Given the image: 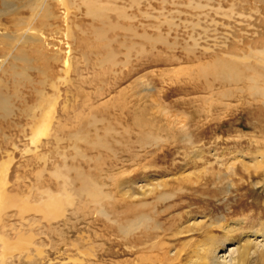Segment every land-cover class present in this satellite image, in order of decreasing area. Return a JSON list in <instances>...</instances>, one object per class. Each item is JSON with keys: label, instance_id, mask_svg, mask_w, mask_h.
I'll return each mask as SVG.
<instances>
[{"label": "rangeland", "instance_id": "rangeland-1", "mask_svg": "<svg viewBox=\"0 0 264 264\" xmlns=\"http://www.w3.org/2000/svg\"><path fill=\"white\" fill-rule=\"evenodd\" d=\"M85 1L0 0V173L36 171L34 155L47 152L52 176L79 166L119 213L117 223L91 213L86 225L65 211L64 246L42 235V249L121 252L129 175L166 184L147 198L159 224L205 222L218 238L232 234L225 247L264 234V162L247 167L264 154V0H101V18ZM228 67L243 81L225 77ZM58 119L67 127L56 143ZM82 130L112 148L76 140ZM18 230L15 249H34V229Z\"/></svg>", "mask_w": 264, "mask_h": 264}, {"label": "bare ground", "instance_id": "bare-ground-1", "mask_svg": "<svg viewBox=\"0 0 264 264\" xmlns=\"http://www.w3.org/2000/svg\"><path fill=\"white\" fill-rule=\"evenodd\" d=\"M85 2L92 14L102 17L101 3L103 1L86 0ZM106 3L109 4V1L106 0ZM248 69L252 70L253 67L248 66ZM222 72L225 77H234V81H243L245 78L241 72L239 74L231 67L223 69ZM56 121L55 129H50L49 136L57 143L62 139L60 136L64 135L67 126L66 120ZM85 133L89 135L87 130L77 133L76 140L101 149L110 150L112 148L109 143H101L100 140L99 143L96 141L93 144L84 138ZM47 145L49 151L52 152L51 141ZM75 151L80 156L83 155L79 153V149L76 148ZM47 155V152L34 155V161L36 165L38 164L35 165L38 168L36 171L31 169L24 175H20L21 172L17 170L12 173H0V264H184L186 260L189 264H246L253 255H256L254 264H264V238L263 242L256 241L257 238L263 237L264 234L261 232H251L238 247H225L232 234L224 231L218 238L214 231L203 228L205 222L188 220L182 224L184 228H181L175 217L173 221H168L164 225L156 222V219L154 221L145 211L147 209L155 211L153 202L155 203L156 200L148 202L147 198L153 196L155 190L162 189L166 184L154 183L151 186H138L136 179L130 178V175L124 182L127 187L128 203L124 213L125 224L121 227L124 230L125 243L121 252L120 249H95L98 245L93 243L90 244V249H42L45 246L44 241L41 240L42 237L40 238L42 235L46 239L51 235L58 236L59 246L62 244L63 237L66 236L63 229L65 225L72 222L71 218L75 223L82 220L88 225L91 222V213L102 215L112 223H117L119 215L115 211L110 213L104 208L107 204L109 205L107 196L103 194H106L104 188L96 183L91 178L92 176L85 175L79 166L70 168L66 164L61 165L59 170L54 172L55 176H52L46 166ZM263 162L264 154L261 153L254 164L251 163L247 167L256 170L263 166ZM183 172L179 174L181 181L186 177ZM31 176L34 178L32 183ZM144 178L151 179L152 177ZM25 179L29 184L25 182ZM52 180L55 181L52 182ZM112 180L115 181V178L112 177ZM77 184L78 187H75ZM51 186L55 189L52 190ZM22 188L29 190V193L25 196L17 194ZM177 207L176 204L172 206V208ZM10 210L17 211L13 213ZM167 210L164 209L163 213ZM65 211L73 217L70 218ZM82 214L84 216L81 218ZM159 214H156V218ZM240 223L242 221H237L234 225ZM18 229H27V231L34 229L31 234L34 240L30 236L31 241L29 242L34 249H15V244L18 245L25 235ZM200 229L202 233L199 232ZM194 230H197L196 235L193 234ZM13 234L17 237L16 243H12L14 240L11 242ZM8 236L10 237L7 238ZM192 241L196 243H193L190 252H185L186 244ZM179 244H182L181 248L177 246ZM100 253H105L106 259Z\"/></svg>", "mask_w": 264, "mask_h": 264}]
</instances>
